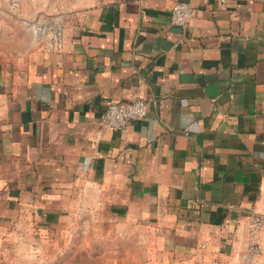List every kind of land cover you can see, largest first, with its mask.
<instances>
[{
  "label": "crops",
  "instance_id": "0c3cea01",
  "mask_svg": "<svg viewBox=\"0 0 264 264\" xmlns=\"http://www.w3.org/2000/svg\"><path fill=\"white\" fill-rule=\"evenodd\" d=\"M175 1L20 0L46 25L1 53L0 246L74 229L143 264H264V0H190L186 27ZM136 97L125 135L102 125Z\"/></svg>",
  "mask_w": 264,
  "mask_h": 264
},
{
  "label": "rangeland",
  "instance_id": "374dc122",
  "mask_svg": "<svg viewBox=\"0 0 264 264\" xmlns=\"http://www.w3.org/2000/svg\"><path fill=\"white\" fill-rule=\"evenodd\" d=\"M10 9L4 8L2 13L9 14L17 22H7L2 24L10 33L9 26L17 31L19 39L6 38L0 39V60L4 57L1 53H9L10 48H22L27 46L29 30L41 31L46 24L42 22H26L20 7V0H11ZM9 16V15H8ZM50 31L56 34L57 23H50ZM70 230H53L42 239L40 233L34 230L18 232L16 240L7 239L0 246V264H143V248L129 246L125 251L114 252L113 248L101 244L99 236L94 233ZM105 231L104 235H109ZM93 234V235H92ZM111 234V233H110ZM98 238V239H97Z\"/></svg>",
  "mask_w": 264,
  "mask_h": 264
},
{
  "label": "built area",
  "instance_id": "2783aa9c",
  "mask_svg": "<svg viewBox=\"0 0 264 264\" xmlns=\"http://www.w3.org/2000/svg\"><path fill=\"white\" fill-rule=\"evenodd\" d=\"M193 11L194 6L190 0H176L171 11V23L181 27L188 26ZM147 112L148 103L141 97L133 98L128 102H111L101 122L105 128L119 130L125 135L132 121L144 118ZM263 224L264 219L259 214L252 216L249 221L248 245L244 256L248 262L253 261L261 253L262 246L258 241V232Z\"/></svg>",
  "mask_w": 264,
  "mask_h": 264
}]
</instances>
